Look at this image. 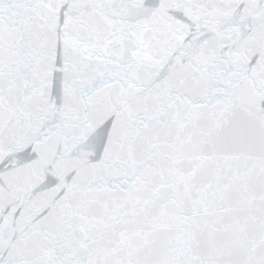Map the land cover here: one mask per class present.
I'll list each match as a JSON object with an SVG mask.
<instances>
[{
  "label": "snow or ice",
  "instance_id": "1",
  "mask_svg": "<svg viewBox=\"0 0 264 264\" xmlns=\"http://www.w3.org/2000/svg\"><path fill=\"white\" fill-rule=\"evenodd\" d=\"M0 264H264V0H0Z\"/></svg>",
  "mask_w": 264,
  "mask_h": 264
}]
</instances>
